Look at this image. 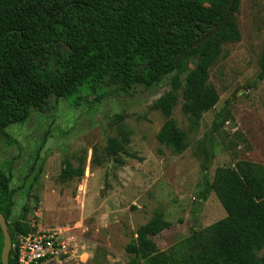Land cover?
<instances>
[{
  "label": "rangeland",
  "instance_id": "obj_1",
  "mask_svg": "<svg viewBox=\"0 0 264 264\" xmlns=\"http://www.w3.org/2000/svg\"><path fill=\"white\" fill-rule=\"evenodd\" d=\"M234 18L241 38L226 42L210 69L219 102L197 126L182 111V98L174 110L187 134L185 151L175 152L157 139L165 117L153 105L170 90L173 74L150 88L136 85L123 92L104 85L83 89L74 98L51 97L44 108L33 109L27 121L12 124L0 136V169L11 177L14 190L9 224L36 219L59 232L74 251L49 264H129L128 244L157 214L171 227L155 241L171 253L194 232L226 216L211 188L216 169L239 160L264 165V79L258 77L264 58V0H241ZM224 107L231 117L213 132ZM111 138L141 159L123 152L109 155ZM80 164L83 177L61 178L63 170ZM3 245L0 236V256Z\"/></svg>",
  "mask_w": 264,
  "mask_h": 264
},
{
  "label": "trees",
  "instance_id": "obj_2",
  "mask_svg": "<svg viewBox=\"0 0 264 264\" xmlns=\"http://www.w3.org/2000/svg\"><path fill=\"white\" fill-rule=\"evenodd\" d=\"M240 1L235 0L217 33L188 49L219 25L230 0H0V136L12 124L27 121L51 97L74 98L83 89L104 85L123 92L136 85L150 88L173 74L170 90L153 105L165 117L157 139L175 152L185 151L187 134L174 110L182 98V111L197 126L219 102L210 69L223 45L241 38L234 18ZM258 77L264 79V58ZM230 117L228 108H222L212 131L219 132ZM107 151L141 159L116 138L109 140ZM83 175L80 164L63 170L61 178ZM10 182L0 169V212L7 220L14 195ZM211 188L226 210L223 219L194 232L169 253L155 237L171 222L157 214L128 244L129 264H264L259 256L264 249V165L239 160L233 167H218ZM9 230L15 243L16 232L28 234L32 228L14 222ZM0 236L3 241L1 227ZM9 264H17L14 249Z\"/></svg>",
  "mask_w": 264,
  "mask_h": 264
},
{
  "label": "built area",
  "instance_id": "obj_3",
  "mask_svg": "<svg viewBox=\"0 0 264 264\" xmlns=\"http://www.w3.org/2000/svg\"><path fill=\"white\" fill-rule=\"evenodd\" d=\"M32 231L19 235L12 249L17 255V264H49L55 260L70 258L73 249L70 242L59 232L43 228L35 219L30 223Z\"/></svg>",
  "mask_w": 264,
  "mask_h": 264
},
{
  "label": "water",
  "instance_id": "obj_4",
  "mask_svg": "<svg viewBox=\"0 0 264 264\" xmlns=\"http://www.w3.org/2000/svg\"><path fill=\"white\" fill-rule=\"evenodd\" d=\"M234 3H235V0H230L228 8H227V12L224 18L219 23V25L215 27L211 32L203 36L200 40H198L197 42L189 46L188 49H192L198 45H201L209 37H211L212 35L218 32L221 29V27L225 24L228 17L230 16ZM0 227L4 235V245H3L1 260H2V264H9V257H10L11 248H12V236L9 230V222L7 218L1 212H0Z\"/></svg>",
  "mask_w": 264,
  "mask_h": 264
}]
</instances>
